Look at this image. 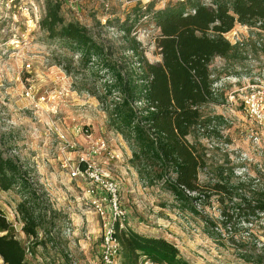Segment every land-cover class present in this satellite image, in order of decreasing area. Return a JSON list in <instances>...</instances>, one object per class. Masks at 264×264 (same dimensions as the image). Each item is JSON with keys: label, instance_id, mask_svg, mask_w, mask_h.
I'll list each match as a JSON object with an SVG mask.
<instances>
[{"label": "rangeland", "instance_id": "obj_1", "mask_svg": "<svg viewBox=\"0 0 264 264\" xmlns=\"http://www.w3.org/2000/svg\"><path fill=\"white\" fill-rule=\"evenodd\" d=\"M30 1L22 3L30 5ZM32 1L36 9L30 13L3 12L8 17L0 35V151L29 169L46 192L48 206L39 230L38 240L43 243L36 245L22 231L16 211L21 195L16 188L0 189V208L16 236L31 248L25 264H103L101 221L90 206L87 186L63 167L77 164L84 152L99 147V141L105 146L97 151V162L121 181L125 227L166 238L190 264H264L263 214L246 217L244 207L236 209L228 199L224 205L216 194L210 199L202 196L193 213L161 184L148 185L139 176L131 163V145L110 126L96 96L105 92L112 76L95 58L82 68L79 54L51 40L39 25L46 0ZM170 1L179 0H62L61 13L66 21L85 25L104 44L111 60L126 69L133 63L137 66V57L124 27H130L131 37L141 42L140 54L152 62L160 60L152 13ZM226 37L236 47L234 52L216 57L211 64L221 103L202 107L208 125L195 129L188 139L206 153L201 184L223 180L234 187L244 184L239 194H261L264 136L258 143L252 139L259 130L247 119L236 90L247 79L264 75V30L237 23ZM224 207L229 219L223 216ZM0 264H5L1 258Z\"/></svg>", "mask_w": 264, "mask_h": 264}, {"label": "trees", "instance_id": "obj_2", "mask_svg": "<svg viewBox=\"0 0 264 264\" xmlns=\"http://www.w3.org/2000/svg\"><path fill=\"white\" fill-rule=\"evenodd\" d=\"M45 3L39 25L47 36L79 54L82 68H88L95 58L112 76L105 92L96 96L107 111L110 126L131 145V163L148 185L161 184L183 209L193 213L202 196L210 199L216 194L224 205L228 199L236 209L244 207L246 217L264 215V193L239 194L244 184L234 187L223 180L201 184L199 173L207 166L206 153L188 139L195 129L208 125L202 107L221 103L213 91L216 80L211 64L216 57L226 58L234 52L236 47L226 34L237 23L264 30V0L170 1L152 13L160 60L152 62L140 54L141 42L131 37L130 27H124L137 57V66L133 63L126 69L111 60L104 44L85 25L66 21L62 0ZM13 188L21 195L16 211L22 231L34 244L43 243L38 239L48 215L46 192L24 164L0 151V189ZM223 216L230 218L226 207ZM118 238L122 264H143L142 257L159 264H190L164 237L124 227L118 228ZM28 251L31 248L16 236L13 223L0 208V258L5 264H25Z\"/></svg>", "mask_w": 264, "mask_h": 264}, {"label": "built area", "instance_id": "obj_3", "mask_svg": "<svg viewBox=\"0 0 264 264\" xmlns=\"http://www.w3.org/2000/svg\"><path fill=\"white\" fill-rule=\"evenodd\" d=\"M22 1L24 0H0V35L4 29V20L8 17L3 12L9 13L18 9L30 13V10L36 9V4L32 0L30 5L23 4ZM31 65L28 63L26 67L31 68ZM217 85L218 83L215 81L213 84L215 93L218 91ZM236 92L247 119L260 131H254L251 134L252 139L258 143L264 136V75L247 79ZM26 95L31 96L29 91L26 92ZM234 98L235 96H232V101ZM44 99V97L41 98V100ZM98 146L91 151L84 152L74 166L64 163L63 167H69L71 177L80 180L87 186L86 193L89 195L90 206L100 218L101 261L103 264H122L118 228L125 227L127 209L120 198L121 181L96 160L95 155L100 148L105 146V142L99 141ZM68 232H70V228H68Z\"/></svg>", "mask_w": 264, "mask_h": 264}]
</instances>
